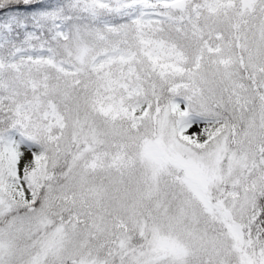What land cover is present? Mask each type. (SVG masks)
I'll use <instances>...</instances> for the list:
<instances>
[{"label":"snow or ice","instance_id":"snow-or-ice-1","mask_svg":"<svg viewBox=\"0 0 264 264\" xmlns=\"http://www.w3.org/2000/svg\"><path fill=\"white\" fill-rule=\"evenodd\" d=\"M0 264H264V0H0Z\"/></svg>","mask_w":264,"mask_h":264}]
</instances>
